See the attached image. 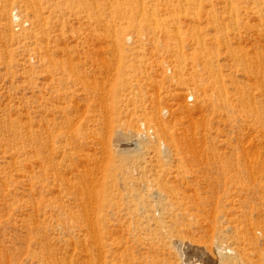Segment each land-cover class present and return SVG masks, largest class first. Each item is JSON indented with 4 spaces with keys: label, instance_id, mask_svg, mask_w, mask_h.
Segmentation results:
<instances>
[{
    "label": "rangeland",
    "instance_id": "rangeland-1",
    "mask_svg": "<svg viewBox=\"0 0 264 264\" xmlns=\"http://www.w3.org/2000/svg\"><path fill=\"white\" fill-rule=\"evenodd\" d=\"M223 248L264 264V0H0V264Z\"/></svg>",
    "mask_w": 264,
    "mask_h": 264
},
{
    "label": "bare ground",
    "instance_id": "bare-ground-1",
    "mask_svg": "<svg viewBox=\"0 0 264 264\" xmlns=\"http://www.w3.org/2000/svg\"><path fill=\"white\" fill-rule=\"evenodd\" d=\"M120 133V132H119ZM130 134H132L130 137H128L127 139H125V140H127V141H125V142H131V143H133V133H130ZM121 139V138H120ZM136 140V139H135ZM119 143V142H118ZM127 143V144H128ZM174 240H176L175 241V244L178 246V247H184L185 245L187 246V242H185V241H182V240H179V239H174ZM190 246V245H189ZM227 248H223V249H221L220 250V252H219V256H220V258H221V260L219 261V263L220 264H224V262H223V259L224 258H226V256H227Z\"/></svg>",
    "mask_w": 264,
    "mask_h": 264
}]
</instances>
